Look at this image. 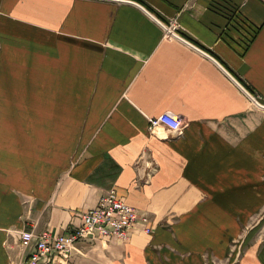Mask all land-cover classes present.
Returning <instances> with one entry per match:
<instances>
[{
	"label": "crops",
	"instance_id": "0c3cea01",
	"mask_svg": "<svg viewBox=\"0 0 264 264\" xmlns=\"http://www.w3.org/2000/svg\"><path fill=\"white\" fill-rule=\"evenodd\" d=\"M128 1L0 0V264L110 191L128 237L53 264H264V0H132L259 104Z\"/></svg>",
	"mask_w": 264,
	"mask_h": 264
},
{
	"label": "built area",
	"instance_id": "2783aa9c",
	"mask_svg": "<svg viewBox=\"0 0 264 264\" xmlns=\"http://www.w3.org/2000/svg\"><path fill=\"white\" fill-rule=\"evenodd\" d=\"M164 125L174 132L183 126V118L171 111L149 117V130ZM138 217L135 208L122 201L115 191L101 197L99 203L82 214V223L67 234L44 231L37 235L33 230L20 231V242L29 250L27 264H48L70 253L80 240L95 237H128V231ZM150 231V229H147Z\"/></svg>",
	"mask_w": 264,
	"mask_h": 264
},
{
	"label": "water",
	"instance_id": "95a60500",
	"mask_svg": "<svg viewBox=\"0 0 264 264\" xmlns=\"http://www.w3.org/2000/svg\"><path fill=\"white\" fill-rule=\"evenodd\" d=\"M124 1H128V0H124ZM128 2H131V3H133V4H135V5H137V6H139L140 8H142L145 12H147L151 17H153V19L154 20H156L160 25H162L165 29H167V30H169L168 28H167V26H165L161 21H159V19H157L152 13H150L143 5H141L140 3H137L136 1H132V0H130V1H128ZM170 31V33L172 34V35H174V36H176V37H178V38H180L181 40H183V41H185V42H188L186 39H184L183 37H181L180 35H178L177 33H175L174 31H171V30H169ZM189 43V42H188ZM189 44H191V43H189ZM192 46H194V47H196L195 45H193V44H191ZM197 48V47H196ZM197 49H199V48H197ZM200 51H202L201 49H199ZM202 52H204V51H202ZM205 53V52H204ZM205 54H207V53H205ZM208 55V54H207ZM209 56V55H208ZM210 58H212L216 63H218L213 57H211V56H209ZM218 65L237 83V85L255 102V103H257V104H259L258 102H257V100L251 95V93L246 89V88H244L225 68H223L222 66H221V64H219L218 63Z\"/></svg>",
	"mask_w": 264,
	"mask_h": 264
},
{
	"label": "rangeland",
	"instance_id": "374dc122",
	"mask_svg": "<svg viewBox=\"0 0 264 264\" xmlns=\"http://www.w3.org/2000/svg\"><path fill=\"white\" fill-rule=\"evenodd\" d=\"M263 240H264V235H263ZM73 250H75V248L73 249ZM72 250V251H73ZM72 251L70 252V253H72ZM70 253H68L67 255H66V257H70L71 255H70ZM69 259V258H68ZM56 261V260H55ZM55 261H52V262H50V263H48V264H53ZM70 264H94V263H91V262H88L84 257H83V259L82 258H76L72 263H70Z\"/></svg>",
	"mask_w": 264,
	"mask_h": 264
}]
</instances>
